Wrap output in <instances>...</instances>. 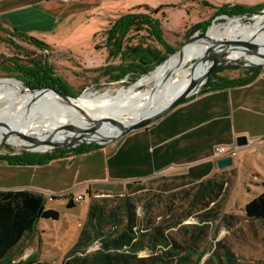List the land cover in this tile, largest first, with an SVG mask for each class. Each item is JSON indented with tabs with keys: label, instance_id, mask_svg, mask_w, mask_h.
Returning <instances> with one entry per match:
<instances>
[{
	"label": "crops",
	"instance_id": "crops-1",
	"mask_svg": "<svg viewBox=\"0 0 264 264\" xmlns=\"http://www.w3.org/2000/svg\"><path fill=\"white\" fill-rule=\"evenodd\" d=\"M131 1L100 0V4L97 2L96 5L100 10L106 8L107 11L117 12V7L120 6L119 11H123L128 7L125 5ZM86 2L88 0H0V19L18 32L25 33L32 38L46 34L51 37L54 35L58 21L61 18H77L80 14L78 7L85 8ZM225 5L237 6L227 3L210 9L214 12ZM139 130L138 139L135 138L126 144L121 143L118 147L114 146L111 151H104V147L88 154L73 156V158H85L83 163H80L76 169L74 168L76 170L74 174L87 176L91 173V175L94 174L92 178L96 180L99 175L104 176L105 172L112 174L120 169L128 168L130 171H140L146 174L145 176L151 177L154 173L161 174L177 165L173 177L159 179L147 189H143L138 182L136 184L141 188L124 193L114 189L113 183L101 184L99 182L94 190L88 185L89 191L86 196L88 205L92 202L98 205V210L104 215L106 209L113 208L116 211L117 206H119L118 209L120 208V214L123 213L121 198H130L137 204L135 212L141 220L142 229L143 225L151 220L156 222L168 220L166 224L171 223L174 226L167 231H170L173 240L178 242L184 250L192 253L193 259V255L199 253L198 243L207 234L208 226L225 214L223 209L231 181L230 174L226 172L227 168L216 169V161L219 159L212 146L221 143L231 147L236 146L235 140L240 136H245L248 141L264 139V70L248 86L196 94L170 111L161 120ZM70 157L72 156L56 159L44 167L6 165L7 169L12 171L5 174L7 180L10 179V181L0 179V191L28 190V192L41 193L46 200L47 196L55 199L53 193L61 197L66 196V190L72 189L73 176H75L70 171L73 165L68 164L71 162ZM145 176L141 177L145 178ZM150 192L155 193L159 198L156 195L154 198H134L142 193ZM170 194H175V196L172 197ZM68 195L71 196L73 202V208H67L68 210L75 209V205L79 202L75 201L77 196L81 195V200L84 198L81 193L76 197ZM54 199L51 201L53 202ZM154 201L156 202L153 204ZM142 202L146 204L144 209H142ZM169 204H174L176 209L182 205L184 211L182 210L180 214L176 211L175 216L171 217L167 212ZM212 208L217 212L215 218L212 214L202 215ZM188 214L190 217L184 218ZM231 216L234 218L230 219ZM191 217H196L199 225L191 230L182 227V223ZM226 218L230 220L226 221L230 226L231 221L236 217L228 214ZM85 225L86 221L83 224L78 223L77 227L82 231ZM38 228L41 230L40 226ZM178 228L179 230L176 231ZM42 235L41 247L44 246ZM76 243L77 241L73 248ZM95 245L98 246V243L93 246ZM34 246L38 247L36 238ZM30 248L27 247V250ZM90 249L86 253L99 249V246L94 250L90 251ZM36 251L38 250L30 249L28 256L32 253L38 255ZM143 252L147 253L140 251L138 256L143 258L148 255L141 256ZM69 253L65 255L63 262ZM200 253L203 254L198 255L197 258H202L205 252ZM39 258L43 261L41 257Z\"/></svg>",
	"mask_w": 264,
	"mask_h": 264
},
{
	"label": "rangeland",
	"instance_id": "rangeland-1",
	"mask_svg": "<svg viewBox=\"0 0 264 264\" xmlns=\"http://www.w3.org/2000/svg\"><path fill=\"white\" fill-rule=\"evenodd\" d=\"M90 1L91 0H88V2L84 4L85 8L78 7L77 10H79L80 14H78L77 18H61L57 23L54 35L51 37H48L47 34L35 36L36 38L34 39L46 44L50 49L48 52L40 51L32 47L29 43L21 42L12 36L0 33V62L10 58L14 53H22L24 57L27 56L28 59L32 60H43L46 57L55 73L71 88L70 91L74 97L80 96L79 98L87 99L88 101L104 103L113 98L116 92L123 91L128 97L133 98L136 95L151 91L153 83L150 82L148 86L135 87L134 85L138 81L133 85L124 86V81L106 84L105 80L101 78L98 79V70L107 64H105L106 56L104 51L96 49V47L101 45L102 33L109 29V24L114 19L120 18L129 10H134L136 12V10L139 9L143 11L145 6L151 10L160 9L159 17L161 18L162 14L164 15V18L161 20L162 29L165 33L164 37L171 46L179 49L186 41L185 35L187 30L199 23L208 22V31L212 26H217L223 30L229 21H232V25H237L240 29L251 26L254 23L253 21L243 23L244 20L238 18L230 20L228 18L232 17L216 16V11L213 12L210 9L211 7H217L220 4L223 5L227 3L249 8L264 5V0H132L125 5L128 7L123 11H119L120 6L118 5L119 7H117L118 10L116 12L107 11L105 7H103L105 9H98L96 3L98 2V4H100V0H92V3ZM193 36H199V33H195ZM237 38V34H233L229 37V39L234 40ZM195 61H197L198 64L199 60ZM193 63L194 61L186 64L183 70L191 71L197 65L190 68V65ZM114 64H116V62L110 63V65ZM229 66L240 68V70H228V72L225 73L226 75H230L229 77L233 79L239 77L243 72L242 70L247 68L237 65H227L222 68H228ZM177 78H179V75ZM10 79L17 81L14 78L0 77V80ZM96 79L98 80L94 81ZM188 81L190 80L188 79ZM203 82L204 78H200L199 85L201 84L202 86ZM20 91L25 93L24 89ZM83 104L85 103L75 101L73 105L82 106ZM14 105L16 104H13V108L15 107ZM11 106L7 112L8 115L12 112L13 108H11ZM124 116L125 115L118 114L115 111L103 122L113 124ZM81 125H87V122L83 121ZM40 132L41 131L38 130L31 134H25L19 143L29 148L41 146L42 148L33 150H41L43 152L51 147L66 149L81 144L80 142H72V140L64 137H60V141L56 140L53 142L48 136H41ZM7 135L18 136V134L13 132ZM139 135L140 130L138 129L123 134L119 138H115L111 142L100 146L103 148L105 147L104 151L108 152L111 151L114 146L118 147L121 143L126 144L135 138L138 139ZM246 141L248 144L240 148L235 145L231 147L223 143L218 145L214 144L212 146L214 150L223 148L226 152L233 153V166L228 167L226 170V172L230 174L231 181L225 207L223 209L225 214L221 215L216 222L208 226L206 231L207 234L199 241V253L193 255V260H195L198 255L203 254L200 252L204 251L205 253L204 256L200 258L198 264H205L208 259H212L210 264H219L220 259L223 264L226 263V255L224 254L225 251L222 244L231 250L232 254L241 264H264V223L261 221H255L254 223L246 222L243 215L245 205L256 196L264 193V139L258 141H248L246 139ZM22 150H24V148H22L20 144L16 148H13L16 155L22 152H29ZM0 153L11 155L6 149L1 150ZM70 158L69 160H71V162L68 164L71 163L73 165L70 171L75 175L74 173H76V170H74V168L76 169L80 163H83L85 158H73V156ZM177 167V165H174L173 168L171 167L161 174L154 173L151 177L145 176L146 174L140 171H130L128 168L120 169L112 174L105 172L104 176L99 175L96 177V180L92 178L94 174L91 175V173L87 176L84 174L73 176L72 189L66 190L67 192L65 195L71 194L73 197H76L81 193L84 195L83 200L75 205V209L68 210L66 205H68L69 198H64L59 194L53 193L55 199L52 202L50 196H47V200L44 204L45 207L56 210L60 218L57 222L40 221L39 226L41 232H44L42 235V243L44 246L41 247L40 235H36L35 238L38 247L34 246L35 238L29 242L28 247H31L30 249L33 250L37 249L38 251L36 252L38 256L41 257L44 262L62 264L65 255L72 250L71 248H73L79 237L81 229L77 227L78 223L83 224L87 220L88 197L86 193L89 191L88 185L94 190L99 182L101 184L110 182L113 183L112 187H114V189L129 193L140 187L136 184L138 182L143 189H147V187L159 179L168 178L170 176L173 177L174 169ZM9 171L6 164L0 162V179L7 180L5 174H8ZM141 176H145V178ZM7 181L9 182L10 179ZM228 214L236 217L235 220L231 221L232 225L230 226H228L226 222L230 221L226 218ZM182 224V227L191 230L194 229V226L199 225V222L196 217H191V219L184 221ZM199 227L201 228V226ZM177 230H179V228L176 229V231ZM218 243H220L221 246H218ZM97 247V245L93 246L90 251ZM30 249L24 251L22 258L30 254ZM145 255H147V253H141V256Z\"/></svg>",
	"mask_w": 264,
	"mask_h": 264
},
{
	"label": "trees",
	"instance_id": "trees-1",
	"mask_svg": "<svg viewBox=\"0 0 264 264\" xmlns=\"http://www.w3.org/2000/svg\"><path fill=\"white\" fill-rule=\"evenodd\" d=\"M261 7L225 5L217 8L215 15L236 18L257 11ZM159 11L160 9L151 10L147 6L143 8V11L129 10L109 24V29L102 33L101 45L96 47V49L104 51L105 64H107L98 70V79L105 80L106 84L124 81V86H129L139 77L148 74L157 65L162 64L168 56L177 50L164 37L165 33L161 23L164 15L162 14L160 18ZM208 26V22H203L191 27L186 32L185 40L195 33L204 34ZM0 33L29 43L40 51L48 52L50 50L44 42L18 32L1 19ZM47 60L46 57L43 60H32L27 56L24 57L22 53H14L10 58L0 62V77L14 78L23 86L31 89L54 88L59 93L72 96L71 88L60 79ZM111 62H116V64L110 65ZM228 70L236 71L240 68L233 66L215 68L204 79L197 95L248 86L262 72L261 68H244L242 74L233 79L229 77L230 75L225 74ZM210 80L213 81L208 83ZM17 146L12 140H0V151L6 149L11 154L0 156V162L14 167H44L51 161L69 156L20 153L21 151L16 155L13 148ZM100 148L103 147L79 144L73 148H66L65 151H68L67 154L72 156H80ZM221 183L223 184V182ZM154 195L156 194L151 192L142 193L134 198H154ZM170 196L174 197L175 194H170ZM63 197L69 198L66 206L72 209L71 196ZM53 199L52 197L51 200ZM45 202L46 198L41 193L28 192V190L0 191V264H49L41 261L39 256L34 253L21 259L29 242L36 235L41 237L43 232L38 228L40 221L57 222L60 218L56 210L45 207ZM142 205V209H144L146 204L142 202ZM117 207L116 211L113 208L106 209L104 215L98 210V205L93 202L88 205L86 225L79 234L75 248L70 251L63 264H198L200 257L194 261L192 253L184 250L178 242L173 240L170 231H167L172 229L174 224H166L168 220L165 219L158 222L151 220L143 225L142 229L141 220L135 212L136 203L128 197H123L121 198L123 213L120 214V208ZM182 210V205L176 209L174 204H169L167 208L171 217L175 216L176 211L180 214ZM207 214H212L215 218L217 212L212 208L202 213L203 216ZM243 215L246 222L261 221L264 223V193L245 205ZM187 217L190 215L188 214L184 218ZM233 218L230 217V219ZM96 243H98L99 249L86 253ZM222 245L226 255L224 264H241L231 250L224 244ZM218 246L221 244L218 243ZM140 251H146L148 255L141 258L138 256ZM211 262L212 259H208L205 264ZM219 264H223L221 259Z\"/></svg>",
	"mask_w": 264,
	"mask_h": 264
},
{
	"label": "bare ground",
	"instance_id": "bare-ground-1",
	"mask_svg": "<svg viewBox=\"0 0 264 264\" xmlns=\"http://www.w3.org/2000/svg\"><path fill=\"white\" fill-rule=\"evenodd\" d=\"M251 21L253 25L241 29L232 25V21L227 22L223 30L212 26L206 39L190 43L185 50L160 64L149 77L140 78L135 87L148 86L150 82L153 87L151 91L133 98L120 91L104 103L79 98L77 102L85 104L76 106L73 105L74 100L64 103L56 95L45 91L22 93L17 81L0 80V140L9 139L26 151L41 152L33 150L41 146L29 148L19 143L25 134L39 130L41 136H48L53 142L64 137L87 145L107 144L132 125L130 116L150 118L183 88L188 79H196L197 89H200L199 79H205L217 67L263 65L262 56L252 55L248 46L264 55V13L253 17ZM233 34H237L238 38L231 39V42L221 47H207L211 41L229 39ZM195 60L199 62L191 71L183 70L186 64ZM13 104H16L14 108ZM10 106L13 109L8 115ZM115 111L125 116L113 124L104 123ZM83 121L87 125H81ZM11 132L18 136H8Z\"/></svg>",
	"mask_w": 264,
	"mask_h": 264
},
{
	"label": "water",
	"instance_id": "water-1",
	"mask_svg": "<svg viewBox=\"0 0 264 264\" xmlns=\"http://www.w3.org/2000/svg\"><path fill=\"white\" fill-rule=\"evenodd\" d=\"M262 13H264V6H262L257 11H254L252 13H246L245 15H243L241 17H236V18L243 19L244 20L243 23H246V22H250L253 17L258 16V15H260ZM232 18L235 19V17H232ZM232 18H228V19H232ZM207 32H208V30L204 34H199V36H193V37L188 38L179 47V49L175 50L170 56H168V58L162 64H164L168 59H170V57L172 55H174L175 53H178V52H181L182 50H185L186 47H188V45L190 43H193L197 39L198 40L199 39H202V38H205L206 39ZM226 42H231V39L213 40L210 43H208V46L207 47H209V49H213L214 47H221ZM248 48L251 49V52L250 53L252 55L262 56V59L264 60V55H262L261 53H259L257 50H254V49L250 48L249 46H248ZM205 53H207V52H205ZM196 64H197V61H194V63L190 65V68H193L194 65H196ZM159 65H157L148 74H145V75H143V76H141L139 78H142V77H145V76L146 77L149 76L151 73L154 72V70ZM245 67H247V66H245ZM247 68H261L262 70H264V64L263 65H257V66H248ZM138 79L133 84H135L138 81ZM212 81L213 80H210L208 83H210ZM17 83L20 84V90L21 89H24L25 93H28V92H31V93H39V92H42V91L49 92V93L54 94L57 97H59V99L62 102H64V103H68V102H70L72 100L77 101L79 99V97H80V96L79 97H74V96H69V95H66V94L59 93V91L55 90L54 88H45L44 87V88H41V89H31V88H28V87L23 86V84L20 83V82H17ZM21 84H22V86H21ZM199 91H200V89H197L196 79H194L192 81H188L178 93L174 94L165 103L164 106L159 107V109L150 118L147 119V118H138V117L130 116V118L133 121V123H132L131 126L127 127L123 131V134H126L128 132H132V131L138 130V129L143 128V127L146 128V127L152 125L154 122H156L158 120H161L170 111H172L176 107H179L185 100H187L188 98H191L192 96L196 95L197 93H199ZM123 134H121L120 136H122ZM235 144H236V147L240 148V147L246 146L247 145V141H246L245 137L242 136V137L236 138ZM84 145H87V144L85 143ZM96 145H101V144H96ZM103 145H105V144H103ZM103 145H101V146H103ZM30 153H38V154H43V155H46V154H56L58 156L70 155V154H67L68 151H65V149L58 148V147L47 148L46 151H44V152L41 151V152H30ZM0 155H5V154L0 153ZM231 166H233V160L230 157L221 158L218 161H216V169L217 170H224V169H226L228 167H231Z\"/></svg>",
	"mask_w": 264,
	"mask_h": 264
},
{
	"label": "built area",
	"instance_id": "built-area-1",
	"mask_svg": "<svg viewBox=\"0 0 264 264\" xmlns=\"http://www.w3.org/2000/svg\"><path fill=\"white\" fill-rule=\"evenodd\" d=\"M215 154H216V157L217 159H221V158H225V157H230L232 158L233 156V153H230V152H226L223 148H220V149H215ZM52 199V196H50V200ZM82 199V196L79 195L75 198V201H80Z\"/></svg>",
	"mask_w": 264,
	"mask_h": 264
}]
</instances>
